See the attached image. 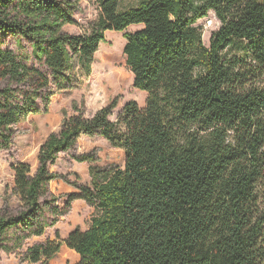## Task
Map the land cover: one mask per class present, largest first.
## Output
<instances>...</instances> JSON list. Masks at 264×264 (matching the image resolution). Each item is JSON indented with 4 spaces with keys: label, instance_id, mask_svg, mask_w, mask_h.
Instances as JSON below:
<instances>
[{
    "label": "trees",
    "instance_id": "trees-1",
    "mask_svg": "<svg viewBox=\"0 0 264 264\" xmlns=\"http://www.w3.org/2000/svg\"><path fill=\"white\" fill-rule=\"evenodd\" d=\"M95 1L98 17L85 28L74 0H0V33L17 37L23 51L0 49V151L13 148L23 121L77 87V66L91 75L109 31L124 34L134 88L148 95L116 120L117 99L92 117L75 106L42 145L35 173L28 163L12 165L0 252L43 237L82 200L95 210L88 230L76 227L65 240L57 232L29 247L25 261L50 264L66 246L77 264H264V4L136 0L122 10V0ZM210 13L221 27L207 48L196 25ZM82 137L122 150L124 168L91 166L89 185L52 172ZM73 158L98 161L94 153ZM60 179L76 191L64 209L50 189Z\"/></svg>",
    "mask_w": 264,
    "mask_h": 264
},
{
    "label": "rangeland",
    "instance_id": "rangeland-1",
    "mask_svg": "<svg viewBox=\"0 0 264 264\" xmlns=\"http://www.w3.org/2000/svg\"><path fill=\"white\" fill-rule=\"evenodd\" d=\"M264 4V0H257ZM137 5L136 0H122L121 9L127 10ZM74 18L83 27H88L98 17V5L95 0H74ZM196 27L202 31L204 44L210 47L212 34L221 27L220 22L214 13L200 20ZM139 27H131L128 32L138 31ZM65 31L73 35L83 33L77 26H67ZM106 43H102L99 53L95 56L92 64L91 75L76 67L78 85L71 91L59 92L54 96L48 113L35 115L23 121L15 128L17 132L15 144L10 151H0V208L4 207V197L6 191L11 193L14 183V172L11 167L14 163L25 162L32 167L33 173L36 172L39 162L38 156L42 145L53 133H59L65 118L72 116L76 112L74 107L84 111L87 117L94 116L103 108L118 100V107L114 110L112 120L116 117L129 102L135 101L141 107H144L148 95L134 88V76L127 65L124 48L126 39L123 33L109 31L107 32ZM18 38L10 33H0V49L9 50L16 55L23 51L18 48ZM24 52L30 54L31 44L27 40H22ZM104 60V61H103ZM114 73L112 77H109ZM94 153L98 161L94 164H80L74 160V155ZM91 166L106 169L111 166H125V154L122 150L113 148L103 138L82 137L79 140L76 149L69 153H62L55 166L51 168L52 172L64 176L71 182H77L83 185H89L91 178L89 169ZM72 186L67 184L63 179L54 181L50 186L51 192L59 198V205L65 208L67 198ZM75 190V189H74ZM17 201L11 200L12 208H15ZM75 208L74 203L71 205L69 213L60 218L56 227L48 229L46 234L41 238H34L27 242L22 250L14 253L0 252V264H30L24 260V254L27 249L34 244L44 242L48 239H55L56 233L59 232L61 238L68 233L73 227H88L91 224V218L95 210ZM65 250V248H64ZM67 257L60 254L50 264H77V256L74 251Z\"/></svg>",
    "mask_w": 264,
    "mask_h": 264
},
{
    "label": "crops",
    "instance_id": "crops-1",
    "mask_svg": "<svg viewBox=\"0 0 264 264\" xmlns=\"http://www.w3.org/2000/svg\"><path fill=\"white\" fill-rule=\"evenodd\" d=\"M52 183H54V182H52ZM52 183H51V185H52ZM68 192L75 193L76 191L73 188H71V190H69ZM75 208L83 209L84 211L87 210V213L88 214H91L90 212H91V210H93V208L89 207L82 200H78V201L74 202V209ZM75 228L76 227H73L72 229H70L68 231V233L63 237V240H65L70 235V233L75 230ZM81 230L82 231H86V230H88V227H81ZM64 248H65V250H64ZM68 252H72V250H69L66 246H63L62 249H61V252H60L61 254L60 255L63 256V257H67V256H69V254H71V253H68ZM76 256H77L76 257L77 258L76 260H80V257L77 254H76Z\"/></svg>",
    "mask_w": 264,
    "mask_h": 264
}]
</instances>
